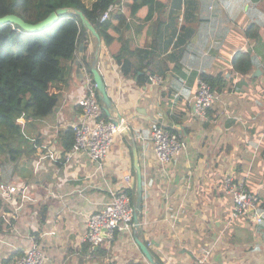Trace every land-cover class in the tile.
<instances>
[{
	"label": "crops",
	"instance_id": "crops-1",
	"mask_svg": "<svg viewBox=\"0 0 264 264\" xmlns=\"http://www.w3.org/2000/svg\"><path fill=\"white\" fill-rule=\"evenodd\" d=\"M173 1L121 0L126 21L113 20L107 30L115 41H85L90 69L96 59L107 94L135 138L143 180L140 240L163 264H198L211 246L203 264H264V0ZM123 40L145 51L146 73L161 76L160 86H139L137 77L122 75L113 56ZM239 55L251 66L244 72L233 68ZM73 61L67 59L61 89L51 87L61 98L54 114L27 128L32 156L23 151L0 171V183L27 186L35 199L21 203L19 192L8 200L0 195V264H11L33 244L44 264H149L134 231L118 232L97 248L82 242L89 216L108 201L109 190L134 187V170L132 141L124 135L101 162L84 152L63 158L60 133L79 119L86 76L78 58ZM202 76L222 78L213 84L206 125L193 109ZM152 121L184 142L167 168L148 139ZM226 178L246 179L247 191L258 196L249 216L230 220Z\"/></svg>",
	"mask_w": 264,
	"mask_h": 264
},
{
	"label": "trees",
	"instance_id": "trees-1",
	"mask_svg": "<svg viewBox=\"0 0 264 264\" xmlns=\"http://www.w3.org/2000/svg\"><path fill=\"white\" fill-rule=\"evenodd\" d=\"M175 1L179 6L180 0L173 2ZM120 3L121 0H0V17L16 15L29 24L45 19L57 9H68L56 24L38 32L25 31L9 22L0 24V171L10 162H16L23 151L27 150L25 156H32L30 151L35 144L25 138L27 128L36 121L53 115L55 108L59 106L60 92H51V87L55 86L60 90L65 84L69 57H73L74 61L78 58L76 64L93 81L89 51L85 43L90 35L74 10L80 11L93 25L104 44L110 46L115 40L107 30L112 27L113 20L118 23L126 21L119 9ZM110 5L118 8L101 23L100 16ZM81 42L84 49L79 56ZM113 58L120 66L122 75L126 78L137 77L139 86L147 83L148 75H154L151 72L146 73L145 51L133 49L130 41L123 40L121 49ZM244 65L251 67L242 55L235 57L234 70L244 72ZM200 78L211 90L214 82L222 80L221 76ZM98 102L101 105L99 100ZM21 116L26 119L23 126L17 124ZM102 116L108 120L103 110ZM60 134L65 153L72 145V131L68 129ZM125 191L134 203L133 190ZM137 238H142L141 233Z\"/></svg>",
	"mask_w": 264,
	"mask_h": 264
},
{
	"label": "built area",
	"instance_id": "built-area-1",
	"mask_svg": "<svg viewBox=\"0 0 264 264\" xmlns=\"http://www.w3.org/2000/svg\"><path fill=\"white\" fill-rule=\"evenodd\" d=\"M116 9L114 5H110L100 16L99 21L105 22L110 14ZM212 9V6H210ZM84 74L85 71L82 70ZM163 82L161 76L148 75L146 85L150 87H158ZM216 99V95L210 86L201 78L197 79L196 93L193 99V109L196 118L206 125L208 120V111ZM78 106L80 115L77 122L70 126L72 131V145L68 151L63 154L66 161H71L75 156L84 152L94 162H101L107 157L108 151L113 146L112 137L119 135L120 145L122 134L118 127L111 121L105 120L102 116V108L98 102L97 89L94 81L86 74L84 80V95L79 99ZM26 123L24 116L19 117L17 124L23 126ZM212 129L207 130V135L212 133ZM152 144L154 155L158 163L163 168H167L171 159L177 156L184 148V142L179 133L171 131L156 121L151 122L150 134L148 137ZM126 181L129 179L126 176ZM133 190L131 186L130 189ZM125 190H109V199L100 209L92 213L87 221V230L82 237V242L90 247H98L105 241L113 240L118 232L133 233V203L130 196ZM19 192L21 203L24 200L35 201L29 193L27 186L17 188L15 186L0 183V195L2 198L13 199L14 195ZM223 192L232 203L230 220L239 217L249 216L251 210L259 205V198L254 194H250L246 189V179L242 181H234L232 178H226L223 184ZM20 204L15 200L12 206L17 210ZM4 215H0L3 217ZM256 222H260V216H256ZM104 231L105 236L102 235ZM211 247L203 248V259L198 264H203L212 252ZM11 264H44V254L33 244L30 248L24 250L23 255L15 259Z\"/></svg>",
	"mask_w": 264,
	"mask_h": 264
},
{
	"label": "water",
	"instance_id": "water-1",
	"mask_svg": "<svg viewBox=\"0 0 264 264\" xmlns=\"http://www.w3.org/2000/svg\"><path fill=\"white\" fill-rule=\"evenodd\" d=\"M68 9H57L56 11L50 13L45 19L35 23V24H29L25 23L21 18L17 17L16 15H5L3 17H0V24L4 23H11L14 25L19 26L25 31L28 32H38L40 30H43L47 27H50L59 21L60 17L65 15L67 13ZM74 13L77 14L80 18V21L84 27V29L89 33V35L95 39L97 42H100V36L96 32L93 25L86 19V17L77 10H74ZM79 54L82 52V46H79ZM91 74L93 81L95 83L96 89H97V96L98 100L101 103V108L104 111L105 115L107 116V119L111 122H113L119 129V132L124 135L125 137L129 138L132 141V164H133V170H134V187H133V194H134V203H133V209H134V215H133V223H134V236L135 241L137 243V246L143 253L146 261L149 264H161L155 256L150 252L147 245L144 244L140 239L137 238V235L140 233L141 230V210H142V196H143V180H142V170L141 166L139 164V159L137 155L136 145L134 141V135L132 133V130L127 123V121L124 119L122 114L119 112L117 106L115 103L110 99V97L107 94L105 83L103 81V78L101 77L100 73L96 69V59L93 60L92 66H91ZM259 73V71L257 72ZM102 235L105 236L104 231H102ZM97 248V247H95Z\"/></svg>",
	"mask_w": 264,
	"mask_h": 264
},
{
	"label": "rangeland",
	"instance_id": "rangeland-1",
	"mask_svg": "<svg viewBox=\"0 0 264 264\" xmlns=\"http://www.w3.org/2000/svg\"><path fill=\"white\" fill-rule=\"evenodd\" d=\"M118 141H119V135H114L113 137H112V142H113V145L115 146H117V144H118ZM113 152H112V150H109L108 151V157L109 156H111V154H112ZM6 199V198H5ZM13 204L15 205V202H13ZM12 209L14 210L15 208L14 207H12ZM19 208H17V210H18ZM237 242V241H236ZM245 243V242H244ZM243 244H240V247L242 246ZM212 247V246H211ZM212 249H213V247H212Z\"/></svg>",
	"mask_w": 264,
	"mask_h": 264
}]
</instances>
